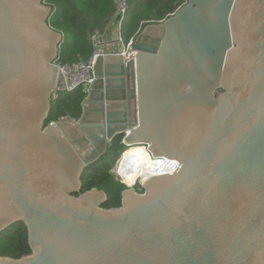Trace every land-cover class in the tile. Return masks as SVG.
Returning <instances> with one entry per match:
<instances>
[{"label":"water","instance_id":"95a60500","mask_svg":"<svg viewBox=\"0 0 264 264\" xmlns=\"http://www.w3.org/2000/svg\"><path fill=\"white\" fill-rule=\"evenodd\" d=\"M43 0H0V264H264V0H186L133 55L99 56L77 120L47 123L64 78ZM176 161L118 208L80 192L112 141Z\"/></svg>","mask_w":264,"mask_h":264},{"label":"trees","instance_id":"16d2710c","mask_svg":"<svg viewBox=\"0 0 264 264\" xmlns=\"http://www.w3.org/2000/svg\"><path fill=\"white\" fill-rule=\"evenodd\" d=\"M53 13L49 26L62 34L58 62L60 65L73 66L86 61L93 53L90 36L109 22L114 11V0H49ZM129 18L124 36L129 40L138 35L141 22L143 27L166 20L186 0H127ZM87 93L81 88L70 95H60L51 101V111L46 124L61 118L78 119L82 113V102ZM123 137H116L107 148V153L97 162L88 166L81 176L80 192L97 189L103 191L107 200L102 208H118L121 193L126 186L112 174L116 162L127 153L139 152L149 157L142 148L127 149L122 144ZM31 254L27 240V230L23 223H16L0 234V257L20 259Z\"/></svg>","mask_w":264,"mask_h":264},{"label":"built area","instance_id":"2783aa9c","mask_svg":"<svg viewBox=\"0 0 264 264\" xmlns=\"http://www.w3.org/2000/svg\"><path fill=\"white\" fill-rule=\"evenodd\" d=\"M43 4H46L51 11V14L48 18L49 21L54 9L52 10L49 0H43ZM128 18L129 6L127 0H114V11L110 17L109 24L105 27V31L94 32L90 36L93 53L86 61H81L73 66L60 65L58 62L59 58L57 56V58L52 62V65L56 67L57 73L61 74L64 78V92L70 94L81 88L87 93L89 86L95 80L94 67L99 56L121 54L124 57H129L134 54L132 50V44L135 37L130 38L125 45L122 36V29L124 24L128 21ZM143 24L144 22L140 23L137 34L141 31V26ZM106 31L108 33H106ZM60 92L61 91L59 89L55 88L53 98H57L60 95ZM128 135L129 132H126L123 139H125Z\"/></svg>","mask_w":264,"mask_h":264},{"label":"bare ground","instance_id":"6f19581e","mask_svg":"<svg viewBox=\"0 0 264 264\" xmlns=\"http://www.w3.org/2000/svg\"><path fill=\"white\" fill-rule=\"evenodd\" d=\"M140 146L142 145H128V147H126L128 150L129 149H135V148H140ZM147 153V148L145 150ZM150 155V153H148ZM151 156V155H150ZM152 157V156H151ZM153 158V157H152ZM153 159H159L158 162L155 163H150L147 164V166H149L150 168H152L151 170H149V172L147 173H143L140 177H137V181H135L134 185L136 184V182H138L136 185H143V183L146 181V179H148L151 176H155V175H164V174H170L171 172L174 171V169L177 167L178 164H176V161H169L166 159H160V158H153ZM166 162V163H163ZM145 159L143 158V155H141L139 152H130L127 153L122 159L118 160L116 162V175L121 179V182H126L129 185H131L133 183V179H130L131 177H134L133 174L137 173L140 169L142 168H146L145 167ZM157 163H161L158 166H153ZM141 181V183L139 182ZM124 184V183H123ZM126 186V185H125ZM126 188H130L127 187ZM134 188V187H133ZM131 187V189H133Z\"/></svg>","mask_w":264,"mask_h":264},{"label":"rangeland","instance_id":"374dc122","mask_svg":"<svg viewBox=\"0 0 264 264\" xmlns=\"http://www.w3.org/2000/svg\"><path fill=\"white\" fill-rule=\"evenodd\" d=\"M44 6H46V7H48L46 4L44 5ZM49 8V7H48ZM128 22V21H127ZM127 22L124 24V26H123V29H122V31H123V34H122V36H123V41H124V44L126 45V43H127V38L124 36V31H125V28H126V24H127ZM109 24V22H107L106 24H104L103 26H102V28H99L98 30H96V32H103V31H105V27H106V25H108ZM144 25V24H143ZM143 25L141 26V28L143 29L144 27H143ZM140 27V26H139ZM106 33H108L107 31H106ZM68 95H70L69 93H66V92H63V93H61L60 94V96L61 97H65V96H68ZM55 99L56 98H53L52 99V101H55ZM67 119H72V120H77V119H74V118H67ZM56 122V121H55ZM126 139V138H125ZM125 139H123L122 140V144H124V140ZM145 147V146H144ZM116 165H114V167H113V169H112V174L115 176V178L118 180V181H120V179H119V177L116 175ZM149 170H151V168H142V169H140L137 173H135V174H133V176L134 177H131L130 179L132 180V178H135V179H133L132 181H133V183L131 184V185H133L134 183H135V181L137 180V177H140L143 173L145 174V172L147 173V172H149ZM143 174V175H144ZM120 183H122L121 181H120ZM134 187V188H133ZM133 189H140V186L139 185H133Z\"/></svg>","mask_w":264,"mask_h":264},{"label":"flooded vegetation","instance_id":"af4514ba","mask_svg":"<svg viewBox=\"0 0 264 264\" xmlns=\"http://www.w3.org/2000/svg\"><path fill=\"white\" fill-rule=\"evenodd\" d=\"M140 148H142V149H144V150H146V147H144V146H140ZM124 157V156H123ZM143 158L145 159V167L148 169V168H150L149 166H147V164H150V163H155V162H158L159 161V159L157 160V159H153L150 155H149V157L147 158L146 156H144L143 155ZM163 163H166V162H163ZM159 164H161V163H157V164H155V165H153V166H158ZM152 169V168H151ZM146 173V172H145ZM137 181V180H136ZM140 183H141V181H139ZM124 183V185H126L127 187H133V185H129L128 183H126V182H123ZM138 182H136V184H137ZM135 184V185H136ZM142 184V183H141ZM136 191H138V192H142L141 191V189H136Z\"/></svg>","mask_w":264,"mask_h":264}]
</instances>
